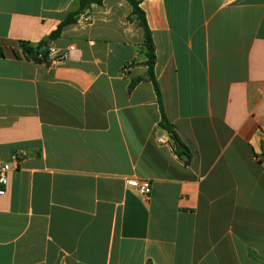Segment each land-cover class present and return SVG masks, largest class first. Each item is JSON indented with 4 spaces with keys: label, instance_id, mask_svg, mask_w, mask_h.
<instances>
[{
    "label": "crops",
    "instance_id": "obj_1",
    "mask_svg": "<svg viewBox=\"0 0 264 264\" xmlns=\"http://www.w3.org/2000/svg\"><path fill=\"white\" fill-rule=\"evenodd\" d=\"M79 1L0 0V264H264V0H140L159 98L126 0L48 38Z\"/></svg>",
    "mask_w": 264,
    "mask_h": 264
},
{
    "label": "trees",
    "instance_id": "obj_2",
    "mask_svg": "<svg viewBox=\"0 0 264 264\" xmlns=\"http://www.w3.org/2000/svg\"><path fill=\"white\" fill-rule=\"evenodd\" d=\"M103 0H80L79 1V6L78 8L70 12L66 18L57 26V28L52 31L48 38L51 41H54L57 39L60 35L62 30L71 24L76 23L77 19L79 16L86 10L88 9L91 5H101ZM129 5L132 8V13L136 15L139 21V26L143 30V35H144V41H143V53L145 56V65L147 66V71H146V78L152 83L153 88L156 92L157 97H160V92L159 88L157 85V82L155 80V75H154V68H155V48L154 44L152 41L151 37V32L147 26L145 16L143 11L139 8V2L140 0H126ZM18 47L23 53V55L31 59L35 62H46L47 57L49 55V45L45 40L40 41L39 43L33 45L31 43L25 42V41H19ZM2 55V52L0 50V56ZM140 79H136L132 82L130 85V88L133 87L135 83H137ZM162 126L170 133L173 143L175 147L179 148L181 146L180 142L178 139L175 137V135L172 133L171 128L169 125H167L164 117L162 121Z\"/></svg>",
    "mask_w": 264,
    "mask_h": 264
},
{
    "label": "built area",
    "instance_id": "obj_3",
    "mask_svg": "<svg viewBox=\"0 0 264 264\" xmlns=\"http://www.w3.org/2000/svg\"><path fill=\"white\" fill-rule=\"evenodd\" d=\"M73 49V47H70L69 50ZM53 49L49 48V52H52ZM68 57V53L64 52L59 55V60H64ZM22 153H15L12 156V163H17L19 159L22 157ZM11 170V164L10 163H0V199L5 195L6 192V186L8 182V173ZM125 183L127 186H134L137 190V192L142 196H148L151 192L150 184L147 180L141 179H126Z\"/></svg>",
    "mask_w": 264,
    "mask_h": 264
},
{
    "label": "water",
    "instance_id": "obj_4",
    "mask_svg": "<svg viewBox=\"0 0 264 264\" xmlns=\"http://www.w3.org/2000/svg\"><path fill=\"white\" fill-rule=\"evenodd\" d=\"M262 148H263V150H264V140L262 141Z\"/></svg>",
    "mask_w": 264,
    "mask_h": 264
}]
</instances>
